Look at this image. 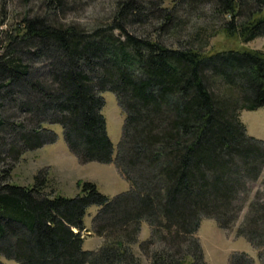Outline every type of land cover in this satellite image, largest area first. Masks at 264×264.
I'll return each mask as SVG.
<instances>
[{
  "label": "trees",
  "instance_id": "16d2710c",
  "mask_svg": "<svg viewBox=\"0 0 264 264\" xmlns=\"http://www.w3.org/2000/svg\"><path fill=\"white\" fill-rule=\"evenodd\" d=\"M77 1L22 0L21 18L0 38V264H206L199 219L229 227L234 199L264 163V142L239 120V111L264 105V50L232 42L264 36V0H113L92 25L69 18ZM204 4L216 26L209 37H226L210 50L205 27L192 24L182 37L177 16L196 21ZM139 21L151 28L133 33ZM104 90L125 113L116 164L128 190L109 198L77 181L76 196L49 195L43 171L29 186L9 181L12 161L54 140L52 123L81 163L110 161ZM5 101L26 122L8 116ZM92 204L103 243L84 250ZM142 222L148 237L139 240ZM236 233L261 247L264 264V179ZM229 264L252 260L240 252Z\"/></svg>",
  "mask_w": 264,
  "mask_h": 264
},
{
  "label": "rangeland",
  "instance_id": "374dc122",
  "mask_svg": "<svg viewBox=\"0 0 264 264\" xmlns=\"http://www.w3.org/2000/svg\"><path fill=\"white\" fill-rule=\"evenodd\" d=\"M113 2V0H80L75 3L73 10L67 15L79 23L92 25L107 17L106 15H108ZM203 6L205 15L196 19V21L191 18L192 16L189 17L183 11L177 12L178 17L185 19L180 28V35L184 37L185 34H188L192 24L197 23L202 25L205 27L204 36L205 40H207V46L204 49L210 50L212 44L220 46V44L226 41L224 40L226 37L221 34L209 37V32H212L216 26L211 24L213 22L210 23L211 16L209 15L210 10H208V5L204 4ZM23 10L24 5L22 0H0V38L5 29L15 24L21 18ZM215 24H218V22ZM150 28L145 21H139V23L135 22L131 26V31L133 33H140L143 32L142 30L147 31ZM164 39H167V37L164 36ZM232 42L236 45V48L244 45L247 48L264 50V36H257L245 43H241L238 40H232ZM101 95L104 100L102 113L105 117L106 132L113 147L110 161L105 163L97 161L81 163L77 156L68 148L64 140L61 124L52 123L48 124L47 127L55 134L54 140L44 143L34 150L24 151L18 160L12 161L9 181L17 185L29 186L34 183L35 174L43 171L47 176L49 184L45 192L49 195L56 193L65 197H74L80 193V186L77 185V181L93 182L96 188L109 198H114L119 193L128 190L130 183L116 164L118 144L122 136L125 113L119 106L116 95L112 91L104 90L101 92ZM34 101L35 98L31 96L30 102ZM13 105L5 101L3 107L6 114L12 119L22 120L25 115L20 113L21 111H18ZM239 120L247 136L264 142V105L253 110L239 111ZM31 125L27 124L29 128L32 127ZM9 137L5 139V142L14 140L11 137L9 140ZM14 141L17 143L16 140ZM6 162H9V160L7 159ZM263 179L264 163L257 177L246 181L244 189L234 199V205L237 206L236 215L229 227L218 226L216 221L211 217H201L199 219L194 236L199 241L206 264H229L231 255L240 252L250 258L252 264H261L257 256L261 247L251 245L243 236L236 233V229L240 222H242L250 200L261 194ZM98 209L99 206L92 204L87 207L84 214V230L80 232L83 238L82 248L84 250H95L103 243V238L97 236L92 230V221ZM138 237L139 240H144V238L148 237V225L146 222H142ZM2 262L3 264H18V262L7 258H2Z\"/></svg>",
  "mask_w": 264,
  "mask_h": 264
}]
</instances>
